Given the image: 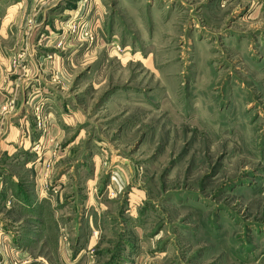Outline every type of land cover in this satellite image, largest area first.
<instances>
[{
    "label": "rangeland",
    "instance_id": "374dc122",
    "mask_svg": "<svg viewBox=\"0 0 264 264\" xmlns=\"http://www.w3.org/2000/svg\"><path fill=\"white\" fill-rule=\"evenodd\" d=\"M64 2L46 38L73 50L67 91L88 120L75 148L133 169L110 193L108 244H129L130 264H264V0ZM3 243L0 264L51 257Z\"/></svg>",
    "mask_w": 264,
    "mask_h": 264
},
{
    "label": "crops",
    "instance_id": "0c3cea01",
    "mask_svg": "<svg viewBox=\"0 0 264 264\" xmlns=\"http://www.w3.org/2000/svg\"><path fill=\"white\" fill-rule=\"evenodd\" d=\"M42 1L0 0V233L20 256L44 247L51 257H43V264H130V245L116 247L107 239L114 237L118 223L109 214L110 193L118 196L129 188L133 169L125 163L127 168L115 166L112 152L103 160L101 151L75 148L84 140L88 120L67 91L71 77L66 66L73 50L58 51L45 41L62 27L59 17L69 19L72 10L65 0ZM60 5L62 14L50 20ZM41 10L46 19L39 18ZM13 60L20 66L13 69ZM7 99L14 100L15 109L5 115L1 107ZM37 107L48 128L45 134L36 126ZM37 142L47 150L44 162L37 161ZM48 159H53L49 168ZM103 165L109 166L105 170ZM48 188L57 193L51 195ZM113 250L119 253L112 262Z\"/></svg>",
    "mask_w": 264,
    "mask_h": 264
},
{
    "label": "built area",
    "instance_id": "2783aa9c",
    "mask_svg": "<svg viewBox=\"0 0 264 264\" xmlns=\"http://www.w3.org/2000/svg\"><path fill=\"white\" fill-rule=\"evenodd\" d=\"M68 23H69V22H68ZM68 23L66 24V26L68 25ZM67 29H68V30H71V26H68ZM64 32H66V31H64ZM55 36H56V35H55ZM55 36L52 37V38L47 37V38L45 39V41H46L47 43L52 41V44H53L54 46H58V47H60V48H63L62 46L65 45V41H61V40H60L61 38H60L59 36H56V38H55ZM16 62H17V64L19 65V62H18V61H16ZM4 109H6V107H4ZM36 126H37L38 130L41 131L42 134H45V133L48 131L47 125H46V123H45L44 115H43V113H42V111H41L40 108H37V113H36ZM33 148H34L35 150H37V152H38L37 161H38V162H44V159H43L44 156H42V155H44V153L47 151L46 148H45L40 142H37V143L33 146ZM48 149H49V148H48ZM56 154H57V150H54V151H53V156H55ZM46 163H47V164H46L47 168L51 167V165H52V163H53V159H51V160L48 159ZM2 235H3V232L0 233V237H1ZM3 246H4V243H3Z\"/></svg>",
    "mask_w": 264,
    "mask_h": 264
}]
</instances>
